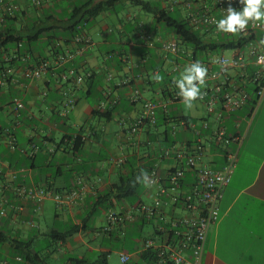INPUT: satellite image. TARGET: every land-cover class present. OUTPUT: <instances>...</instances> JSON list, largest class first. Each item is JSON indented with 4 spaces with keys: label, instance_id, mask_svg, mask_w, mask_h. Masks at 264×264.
<instances>
[{
    "label": "crops",
    "instance_id": "1",
    "mask_svg": "<svg viewBox=\"0 0 264 264\" xmlns=\"http://www.w3.org/2000/svg\"><path fill=\"white\" fill-rule=\"evenodd\" d=\"M15 2L25 11L28 0ZM54 2L43 0L42 4L46 8ZM163 5L182 8L181 1L175 0ZM123 8V16L120 11L104 12L90 21L87 32L92 48L73 62L80 73L92 70L97 74L95 81L101 85L97 94L83 84L58 81L51 74L26 81L21 70L0 89V126L11 130L15 143L12 149L5 137L0 138V264H27L18 247L37 253L49 264H73L74 259L91 263L104 254L108 262L106 241L114 237L123 242L119 253L129 254V263L136 262L132 243H125V237L134 221L142 219L136 216L132 221V197L116 201L120 196L116 185L131 174L128 161L135 142L141 144L147 130L144 127L137 136L129 132L142 106L130 98L132 90L138 89L143 99H158L159 88L151 79L157 71L146 74L143 65H163L170 74L176 63L164 54L158 40L171 35L138 8L132 9L127 2ZM113 28L118 38H110ZM93 35H99L96 41ZM204 38L215 37L207 34ZM109 55L123 64L118 68L116 61L109 62ZM177 65L185 68L188 64ZM42 91L49 93L42 97ZM108 94L118 100L111 120L95 114L99 102L105 100L101 96ZM13 98L24 104L18 114L11 110ZM69 98L75 100L73 109L67 108ZM250 111L248 103L223 122L228 136L240 135L243 141L219 202L218 220L208 231L202 264H264V94L251 117ZM204 112L203 103L197 100L191 110H178L176 116L187 115L198 123ZM78 134L83 143L74 150L73 139ZM182 135L183 143L177 146L196 140L191 130ZM203 143L207 145V140ZM224 162L222 149L207 147L205 165L220 169ZM158 164L164 175L166 163ZM18 186L43 188L63 198L72 191L78 194L61 205L54 194L38 203L15 194ZM143 197L147 202L140 203L154 201L150 189ZM110 213L121 220L110 222Z\"/></svg>",
    "mask_w": 264,
    "mask_h": 264
},
{
    "label": "built area",
    "instance_id": "2",
    "mask_svg": "<svg viewBox=\"0 0 264 264\" xmlns=\"http://www.w3.org/2000/svg\"><path fill=\"white\" fill-rule=\"evenodd\" d=\"M16 0H0V22L3 15H12L19 12L20 7ZM33 6L39 7L43 0H31ZM229 3L236 10H241L239 0H182L181 6L185 11L190 24L195 30L217 31L215 21L222 19L226 14ZM192 8H195L193 11ZM197 8V9H196ZM81 29L78 27V30ZM264 33V24L250 22L247 29L240 33L242 36ZM160 41L161 50L170 55H178L183 51L179 48L176 40L167 38ZM152 46V41H149ZM73 49H66L64 54L59 55L55 64L65 66L77 55L92 48V41L86 34H77L72 41ZM245 54L235 52L232 57L220 55L215 59L202 62L208 69L206 83L209 85L202 88L204 98L199 100L203 103L205 112L199 125L189 124L196 140L191 145L167 148L158 154V163H166L163 177L160 176L159 164L157 163L148 171V176L153 181L148 187L154 194L152 204L137 203L132 206V221L139 216L145 223L152 225L149 235L142 238L134 248L137 258L133 264H202L203 253L207 234L212 225L216 223L219 215V202L223 191L229 184L237 156L243 141L240 135L228 136L223 125L225 117L231 114L251 100V94L247 90L249 84L253 85L255 101L251 105L249 117L254 115L258 102L264 94V45L260 42H250L246 45ZM250 58H252L250 60ZM11 57H5V65H0V89H3L8 81L14 80L15 70L7 62ZM251 63L256 67L250 78L245 74V67ZM50 61H42L34 67H28L20 72V76L28 81L39 80L48 69H51ZM178 65L174 67L177 70ZM217 66L218 71L212 69ZM90 73L77 74L74 69L68 68L61 75L60 81L67 83L69 79L74 80L76 85H81ZM127 82V81H126ZM45 96V93H43ZM132 102L142 100L138 89L132 91ZM181 100L177 94L167 102H159L150 99L142 100L141 113L131 125L130 133L137 136L144 127H152L157 120V111H166L167 106L174 100ZM116 104L115 99L102 100L98 104L99 110L112 107ZM68 108H74V100L69 99ZM24 108L19 98L11 101V110L18 114ZM183 121L173 124V133L184 127ZM237 126V123H236ZM8 141L10 148L14 149V141L11 130L6 128L0 131ZM207 140V145L203 141ZM232 146V149H229ZM207 147L223 150L225 159L220 169H213L204 164ZM122 160H119L121 163ZM14 193L23 198L35 202H42L50 194L58 204H64L76 198L78 192L72 191L64 198L50 190L43 188H25L18 186ZM110 222L121 220L114 213L108 215ZM144 258L139 261L140 256ZM124 257L122 264H128L130 256L120 253ZM20 258H18L19 260Z\"/></svg>",
    "mask_w": 264,
    "mask_h": 264
},
{
    "label": "trees",
    "instance_id": "3",
    "mask_svg": "<svg viewBox=\"0 0 264 264\" xmlns=\"http://www.w3.org/2000/svg\"><path fill=\"white\" fill-rule=\"evenodd\" d=\"M165 1L166 0H55L54 4L44 8L43 4L36 7L32 5L31 0H28L25 11L20 10L19 12H14L11 16H2V22H0V65L6 64L4 61L5 57H11V60L7 62V64L13 67L15 71L34 67L42 61H50L52 65L51 69H48L39 80L51 74L55 76L56 80L60 81L61 75L66 72L68 68L74 69L77 74L86 73H80L78 68L73 66L75 58L65 66H58L54 62L59 55L64 54L66 49L70 50L74 48L72 46V41L75 35L82 33L88 35L87 29L90 21L95 20L104 12H115L117 14L119 10L124 9V2L138 8L142 13L150 14L153 17L154 23L162 26L169 35H171L169 38L177 41L179 48L183 51L182 53L176 56L164 53L168 56V59L176 64L189 65L197 60L205 62L213 59L215 56L213 53L218 51L235 50V52L245 54V48L248 43L260 42L261 39H264L263 32L242 36L240 34H214L211 31L195 30L182 8L164 6L163 4ZM211 1L212 0H207L208 4H210ZM57 9L59 12H57ZM192 9L193 11L195 10V8ZM78 27L81 29L78 30ZM207 34H212L215 38H204ZM232 37L235 38L231 39ZM109 59V62L116 61L118 68L123 64L121 60H116V56L112 57L109 55ZM251 59L252 58H250V60ZM53 63L55 64L54 66ZM147 63L148 61L146 64ZM141 69L146 74L157 71V73L163 77L162 82H156L159 88L158 99L151 98L150 100L167 102L178 93L179 90L173 83L176 70L171 71L169 74L164 70L163 65L156 66L151 63L143 65ZM212 69L218 71L219 68L213 66ZM255 70L256 67L248 63L245 67L246 76L250 78ZM87 73H90V76L86 77L82 84L90 92L94 90L97 94L96 88L101 86L98 80L95 81V79L98 78L97 74L92 70H89ZM69 83L75 84L72 79H69L66 84ZM247 90L252 96L249 102V104L252 105L255 101L254 93L251 91L253 90V85L249 84ZM43 93H45L46 96L49 92H41V96L45 97ZM111 96V94L105 97L102 95L100 99L102 100L104 98L108 101L115 99L116 104L104 110L98 109L95 113L106 120H111L113 113L117 110V97ZM69 99L74 100V98ZM139 101H141L142 105V100ZM176 102H181V100L177 99L169 103L166 111L159 109L160 111L157 113L156 123L152 127H147L142 137V143L138 144L135 142V146H137L132 151V159L128 161L130 164L128 168L132 169L131 174L126 178H120L119 183L116 185V194H120V196L116 197V201L135 197L137 188L140 185V183L135 182V177L140 171L144 170L148 174V171L158 163L157 156L161 150L177 147V145L183 143L182 132L192 131L189 124L199 125L200 121L196 123L195 120L187 115H170L169 107ZM134 121H132L131 125ZM181 121L185 123V126L173 133L171 126ZM131 125L129 127V132ZM160 128H162V130H159ZM4 129H6V127L0 126V131ZM3 137L5 136H0V138ZM185 142L187 145L192 144V140H186ZM82 143L83 137L78 134L73 139L72 147L74 150H77ZM158 172L160 176L162 174L161 177H163V173H161L160 170H158ZM18 249L27 264H49L45 259H41L37 253L26 251L21 247H18ZM143 258L144 255L140 256L139 261ZM72 261L73 264H108L107 254L101 255L96 262L88 263L78 259ZM128 264L132 263L130 262Z\"/></svg>",
    "mask_w": 264,
    "mask_h": 264
},
{
    "label": "clouds",
    "instance_id": "4",
    "mask_svg": "<svg viewBox=\"0 0 264 264\" xmlns=\"http://www.w3.org/2000/svg\"><path fill=\"white\" fill-rule=\"evenodd\" d=\"M241 10H236L229 3L227 14L220 20L215 21L218 32L238 35L244 32L249 23L260 22L264 24V0H239ZM264 45V39L260 40ZM207 67L199 60L187 65L180 73L179 78H174L173 83L179 90L177 95L182 98L186 110H191L195 102L204 98L202 88L206 86ZM157 83L163 81V77L157 73L151 77ZM135 182L142 183L145 187H151L153 181L147 172L141 170L135 177ZM125 258L121 257V264Z\"/></svg>",
    "mask_w": 264,
    "mask_h": 264
},
{
    "label": "rangeland",
    "instance_id": "5",
    "mask_svg": "<svg viewBox=\"0 0 264 264\" xmlns=\"http://www.w3.org/2000/svg\"><path fill=\"white\" fill-rule=\"evenodd\" d=\"M172 1L174 0H166L167 4H170ZM177 1H182V0H175ZM132 9H137L136 7L132 6ZM120 12L118 13L119 16H123L125 15L126 11H122L119 10ZM144 15L148 16V17H152L150 14H146L143 13ZM126 30V29H125ZM118 31V30H117ZM114 28H113V34L110 35L112 37H116L118 38V32H117ZM99 35H93V39L94 41H96V39H98ZM235 37H232L231 39H234ZM215 56H220V55H224L225 57H232L235 54V50H226V51H218V52H214L213 53ZM214 56V57H215ZM178 69L175 71L174 73V77L175 78H179L180 73L184 70L183 66L178 65L177 66ZM173 68V66H171V69ZM184 110V104L182 102H176L170 105L169 107V113L170 115L174 116L178 114V110ZM159 130H162V128H160ZM149 190L148 187H145L142 183H140V185L137 188V192H136V196L132 198V206H135L140 200L143 202H147V200L143 197V194H145V192ZM152 225L148 224V223H142L141 220H136L134 221V224H132V228L127 230V234L125 237V243H132V249L135 248L137 242H139L141 240V238L146 237L147 235H149L152 231ZM108 243V248L110 249V253L108 256V264H121L120 263V251L122 250V246H123V242L121 239H116V237H114L111 241H106Z\"/></svg>",
    "mask_w": 264,
    "mask_h": 264
}]
</instances>
